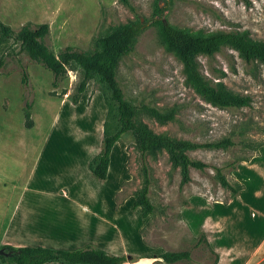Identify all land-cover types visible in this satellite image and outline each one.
<instances>
[{"label":"rangeland","instance_id":"rangeland-1","mask_svg":"<svg viewBox=\"0 0 264 264\" xmlns=\"http://www.w3.org/2000/svg\"><path fill=\"white\" fill-rule=\"evenodd\" d=\"M129 4L127 6L121 0H0V21L13 30L11 36L0 40V202L4 201L3 192L8 190L12 189L11 198L15 197L11 185L18 187L25 183L33 159L44 144L43 137L59 107L58 101L49 97L51 92L55 91L53 96L70 98L81 76L78 67L72 65L67 76L54 88L51 71L32 60L17 40L16 34L26 22L33 25L47 23L49 34L44 42L57 53L66 46L88 50L96 36L107 33L118 24L140 19L145 23L144 29L132 51L120 59L117 80L125 98L138 108L145 104L167 111L176 106L177 112L174 120L161 123L139 108L136 119L156 133L181 139L204 142L231 137L236 144L228 150L188 151L193 159L222 167L230 181L234 180L232 173L236 167L232 169L228 164L258 152L264 142V63L258 60L246 62L230 47H223L212 56L199 55L200 71L208 79L220 80L233 92L248 95L251 99L248 106L239 108L214 106L185 83L182 63L163 46L155 19L192 30H247L252 38L264 40V0H129ZM23 70L29 77L28 88L21 82ZM90 82L88 88L97 90L94 82ZM108 96L113 105V116L109 118L113 132L118 126L116 108L110 92ZM26 97L33 103L31 118L34 116L37 122L33 130L24 125ZM87 99L89 105L91 94ZM56 130L57 134L50 133L54 139L47 146L54 143L57 147L48 156L56 160V165L49 170L42 169L54 177L61 170L57 163L63 157L71 161L63 155L69 151L62 149L64 143L57 140L60 132L58 128ZM29 137H36V145L25 152L24 139ZM90 138L93 142L98 140L96 127ZM120 139L126 143L129 179L121 184L122 190L117 189V204L139 190L143 182L142 161L133 134L127 131ZM25 143L28 144L29 140ZM145 160L149 167V198L154 211L146 219L138 213V218L127 226V230L131 234L129 239L139 244L137 226L141 224L143 241L150 246L151 253L143 255L134 264H211L214 255L205 242L196 244L200 234L193 233L187 212L190 202L227 203L230 192L220 185L212 167L202 170L191 167V181L180 188L179 169L171 166L166 151L147 154ZM109 186H117L112 178L107 180V188ZM132 198L134 200V196ZM133 200H129L123 210H134ZM190 215L197 225L206 213L192 205ZM258 217L260 228L264 229V211L261 210ZM234 219L229 216L230 228H226L222 242H231L235 238L242 243L245 234L251 237L250 232L238 230L240 226ZM251 221L248 217L239 223L243 222L242 226L250 229L255 225ZM252 238L258 240L255 244L258 249L252 259L245 254L244 264H264V230L254 232ZM165 251H189L190 259L167 263L160 258ZM0 264L5 263L0 261Z\"/></svg>","mask_w":264,"mask_h":264},{"label":"crops","instance_id":"crops-1","mask_svg":"<svg viewBox=\"0 0 264 264\" xmlns=\"http://www.w3.org/2000/svg\"><path fill=\"white\" fill-rule=\"evenodd\" d=\"M90 83L89 81L76 104L72 103L69 96H49L58 101L59 107L43 137L44 144H41L39 153L33 159L25 183L18 187L16 184L11 185L15 197L11 198L12 189L3 192L4 201L0 202V247L43 246L74 250L91 245L114 255L126 256V261L122 264H134L143 255L151 253L150 246L143 241L141 224L137 226L140 231L139 244L133 243L128 236L131 234L127 226L140 213L139 207L123 210L126 203L133 200V195L120 204L115 201L117 189H121V184L129 179L126 173L125 140L122 139L121 142L118 139L114 143L105 179H99L88 168L89 160L100 151L107 112L102 94L96 89L92 91V88H88ZM89 94L91 99L88 105ZM32 117L34 124L31 128L26 127L28 130L35 129L37 125L34 116ZM95 127L98 140L93 142L90 133ZM56 128L60 132L57 140L64 143L62 149L64 152L69 151L63 155L71 161L63 157L57 163L61 170L54 177L42 169L49 170L56 165V160L48 156L57 147L54 143L47 147L54 139L53 135L49 136L50 133L57 134ZM30 137L24 139L25 152L35 148L36 137ZM26 140H29L28 144L25 143ZM30 143L33 145H29ZM232 174L234 180L243 185L237 195L227 203L190 202V210L187 212L193 233H204L211 248L219 255L216 264H244L245 254L251 259L255 256V244L261 235L256 241L252 238L253 233H262L264 230L260 228L258 217L261 210L264 211V144L248 160L240 161ZM109 178L115 180L117 186L107 188ZM192 205L206 213L197 225L190 215ZM229 216L233 219L235 217L234 221L237 219V225L240 226L238 230L250 232L251 237L245 234L246 238L242 243L235 238L231 242H222L226 228H230ZM248 217L255 224L254 228L242 226L243 222L240 225L239 222Z\"/></svg>","mask_w":264,"mask_h":264},{"label":"trees","instance_id":"trees-1","mask_svg":"<svg viewBox=\"0 0 264 264\" xmlns=\"http://www.w3.org/2000/svg\"><path fill=\"white\" fill-rule=\"evenodd\" d=\"M130 6L129 0H121ZM166 1V0H163ZM247 1V0H244ZM160 40L167 51L172 52L182 63V71L185 83L192 87L204 100L220 108L243 107L250 104V96L233 92L222 81L208 79L199 68L198 56H212L223 47L236 50L246 62L255 60L264 63V40L252 38L247 30H192L177 27L161 19H155ZM145 23L140 19L130 20L118 24L107 33L95 37L92 47L88 50L76 49L66 46L57 53L48 47L44 39L49 34V25L41 23L33 25L26 22L16 34L21 48L36 63L51 71L53 75L52 86L58 87L60 82L67 76L70 66L76 65L81 74L78 84L70 100L73 104L78 103L80 96L85 91L89 81H93L97 90L103 96L107 108L103 122V137L100 151L88 162V168L99 179H105L108 171L110 152L114 143L122 135L131 131L135 140V146L140 152L142 161L141 170L143 176L142 186L134 196L133 207H139L141 216L146 219L154 211V205L149 198L150 174L146 163V155H155L159 151H166L173 168H178L180 173L179 186L182 188L191 181L190 168L204 169L212 167L220 185L230 192V196L237 195L243 185L237 180L230 181L223 173L222 167L210 166L204 161L193 159L188 151L196 149H221L228 150L235 146L231 137H223L211 141H192L172 137L165 133H156L145 123L136 119L138 109L146 111L157 121L165 123L175 119L177 107L173 106L167 111H161L153 106L141 105L139 108L125 98L122 88L116 77L119 61L132 51L137 37L144 29ZM13 34L10 26L0 21V40ZM21 82L24 87H29V77L25 70L21 74ZM115 101L116 119L118 126L112 132L109 118L113 112V105L109 99ZM51 94H55L52 91ZM28 97L29 95L26 94ZM26 97V98H27ZM33 103L27 98L23 104L24 125L31 128L34 124L31 118ZM264 142L260 144L263 145ZM250 158V157H249ZM241 158L230 162L228 165L235 169L239 161L248 160ZM205 242L214 258L211 264H216L219 255L211 248L204 233L198 236L196 244ZM0 248L12 254L9 256L0 254V261L5 264H44L46 262H59L66 264H122L126 261L124 255H114L91 245L80 249L67 250L49 248L43 246H11L4 245ZM160 258L167 263L181 260H189V251H165Z\"/></svg>","mask_w":264,"mask_h":264},{"label":"water","instance_id":"water-1","mask_svg":"<svg viewBox=\"0 0 264 264\" xmlns=\"http://www.w3.org/2000/svg\"><path fill=\"white\" fill-rule=\"evenodd\" d=\"M0 254L1 255H5V256H9V255H11L12 253L11 252H8V251H6L5 249H3V248H0Z\"/></svg>","mask_w":264,"mask_h":264}]
</instances>
